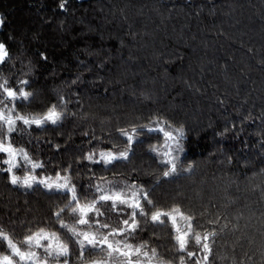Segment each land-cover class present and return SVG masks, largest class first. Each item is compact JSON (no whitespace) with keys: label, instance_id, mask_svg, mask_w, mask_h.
<instances>
[{"label":"trees","instance_id":"16d2710c","mask_svg":"<svg viewBox=\"0 0 264 264\" xmlns=\"http://www.w3.org/2000/svg\"><path fill=\"white\" fill-rule=\"evenodd\" d=\"M0 42L10 52L0 78L16 87L27 79L35 93L18 111L41 112L61 97L67 105L57 124H18L15 146L42 167L33 170L20 156L17 175L60 172L82 199L95 194L101 177L119 187L143 185L158 207L180 204L203 229H216L210 264H264V0H0ZM157 123L183 147L173 152L180 171L170 177L161 176L160 160L177 146ZM133 127L130 158L100 161V149L127 146L120 129ZM89 152L95 161L85 158ZM5 158L0 154V230L26 248L31 231L55 230L51 213L67 197L40 184H12ZM101 211L113 225L129 215ZM128 239L147 241L161 259L179 264L170 222L141 218ZM72 248L67 258L82 264ZM0 253L12 254L5 241Z\"/></svg>","mask_w":264,"mask_h":264},{"label":"snow or ice","instance_id":"6c2138e0","mask_svg":"<svg viewBox=\"0 0 264 264\" xmlns=\"http://www.w3.org/2000/svg\"><path fill=\"white\" fill-rule=\"evenodd\" d=\"M63 6L62 3L61 7ZM9 58L10 52L6 44L0 42V63ZM17 83L21 86L16 87L7 78H0V97H3L0 99V128L4 129L0 131V154H6L3 163L8 165L6 172L10 174V182L28 188L40 184L48 190H59L67 199L63 207H57L51 213L56 222L55 230L42 226L36 231H31L24 237L26 248L14 242L8 233L0 230V241H5L12 253H0V264H17L14 257H18L21 264H71L67 257L73 252V243L78 246L77 258L82 264H173L171 260L161 259L156 248L146 247L147 241L133 244L128 239L140 228L141 218H144L145 222L150 219L154 225L159 226L170 222L174 247L180 254L179 264H193V261L194 264H210L213 251L211 241L216 235V229H203L195 216L186 212L180 204L173 203L167 208L158 207L151 192L143 185L137 187L135 184H126L119 187L112 182H105L101 177L99 184L92 185L95 194L91 197L84 195L82 199V194L71 177L60 172L56 173L55 178L48 175L40 177L34 171H29L22 177L17 175L20 156L31 164L33 170L42 167L38 161L31 159L26 150L15 146L11 134L18 124L22 122L23 125L37 127H42L47 122L57 124L64 119L67 106L61 97L59 103H50L41 112H20L18 102L31 101L35 93L25 87L29 84L27 79L18 80ZM156 128L163 133L166 143L172 141L177 146L175 150L169 146L160 160L164 169L161 176L170 177L180 171V157L173 152H182L183 147L179 138H174L173 131L167 130L159 123ZM120 132L127 137L128 144L119 151L100 149L99 160L104 164L130 158V146L137 134V128L133 127L131 132L120 129ZM175 132L181 136L183 134L182 129H176ZM85 158L95 161L96 154L89 152ZM105 183L107 186L101 187ZM106 206L121 213L128 212V218H121L116 225L102 221L100 217L104 212L101 208ZM65 213H68L67 217ZM209 223L215 224L216 221ZM190 248L193 250H189ZM37 249H43V253ZM97 251L102 253L100 257L89 255ZM197 251L200 253L199 258Z\"/></svg>","mask_w":264,"mask_h":264},{"label":"rangeland","instance_id":"374dc122","mask_svg":"<svg viewBox=\"0 0 264 264\" xmlns=\"http://www.w3.org/2000/svg\"><path fill=\"white\" fill-rule=\"evenodd\" d=\"M6 155V154H5ZM16 258H18V257H16ZM19 259V258H18Z\"/></svg>","mask_w":264,"mask_h":264}]
</instances>
